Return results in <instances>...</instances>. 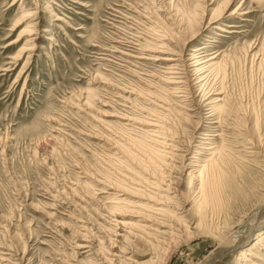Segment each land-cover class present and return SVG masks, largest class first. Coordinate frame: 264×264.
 <instances>
[{
  "label": "rangeland",
  "instance_id": "1",
  "mask_svg": "<svg viewBox=\"0 0 264 264\" xmlns=\"http://www.w3.org/2000/svg\"><path fill=\"white\" fill-rule=\"evenodd\" d=\"M262 235L264 0H0V264H264Z\"/></svg>",
  "mask_w": 264,
  "mask_h": 264
},
{
  "label": "bare ground",
  "instance_id": "2",
  "mask_svg": "<svg viewBox=\"0 0 264 264\" xmlns=\"http://www.w3.org/2000/svg\"><path fill=\"white\" fill-rule=\"evenodd\" d=\"M233 15H235V11H232L231 13H229L228 14V16L227 17H232ZM219 20V19H218ZM216 21V20H215ZM217 29L218 30H220L221 32H225V30L224 29H222V28H220V27H217ZM199 51V50H198ZM198 51H195L194 53H192V55L189 57L190 59V61H191V63H192V67H193V69H197L198 71H202V70H204L205 68H207V67H210V66H213V63H212V61H213V59L215 58V57H213V56H209V57H207L208 59H206V60H204V55L205 54H202L201 52H198ZM156 57V56H155ZM147 59V58H146ZM159 60V59H158ZM171 60V59H170ZM205 71V70H204ZM171 74V73H170ZM143 126H145V127H147V128H150V129H155V128H158V129H161V127L160 126H158L157 125V123H150V122H148V123H143ZM157 132V131H156ZM211 155H213V154H211ZM185 162V161H184ZM211 163H214V162H211ZM214 164H216V163H214ZM213 166V167H212ZM211 167L213 168V171H214V173H215V169H216V166L215 165H213V164H211ZM186 168V167H185ZM210 168V167H209ZM211 170V169H210ZM212 172V171H211ZM201 174H202V171L201 170H199V171H197V173L196 174H194V173H192L191 175H188V176H190V180H194V181H196V183H198V187H203V192H202V200L203 201H206L207 202V199L208 198H211L212 196L214 197V195L216 194L215 193V180H214V178H207L206 180H205V182H203L200 178H201ZM217 175H218V173H217ZM205 178V177H204ZM218 179V178H217ZM219 180V179H218ZM179 181V180H178ZM218 183V182H217ZM206 185H207V187H206ZM160 186V185H159ZM217 186V185H216ZM170 186H167V188L165 189V190H163V192H165L166 194L165 195H169L168 194V192H169V190H171V188H169ZM205 187V188H204ZM178 188V187H177ZM172 191H177V190H175L174 188H173V190ZM157 194H159V193H157ZM171 194V193H170ZM164 195V197L162 196V195H156L157 197H158V199L159 200H161V199H163V201L162 202H164V204L166 203V204H169V200H170V198H168L167 196H165ZM160 196V197H159ZM163 197V198H162ZM159 200H158V202H159ZM161 202V203H162ZM201 204H204L203 202L201 203ZM154 206H159V204H153V207H149L150 209H152L153 211V213L152 214H154V215H157V216H161V218L160 219H157L156 217H153L152 219H153V221L151 220H149L148 218H144L145 219V222L147 221V222H150L152 225L151 226H153L152 228H154L153 229V232H156L157 234H160V235H165L166 234V232H167V230H171V231H174V229H173V227L175 226V224L173 223V221L172 220H169L168 218H166L163 214H161V213H164L162 210H160V209H155L156 207H154ZM161 206V205H160ZM163 207H165V206H163ZM172 213V212H171ZM178 214H176L175 212L174 213H172V217H174V219H175V221H177V222H179V223H185L184 222V220L183 219H181L179 216H177ZM167 216V215H166ZM150 226V227H151ZM260 230V226L259 225H257V226H254L253 227V229H252V233H256V232H258ZM251 233V234H252ZM170 235V234H169ZM262 236H264V235H262ZM161 237H163V236H161ZM259 237H260V235H259ZM247 240H248V238H247ZM246 239H245V241H247ZM259 241V240H258ZM242 242H244V241H242ZM242 242L240 241V243H235L231 248H229V249H227V250H219L218 252H217V254H212V256H209L208 258H206L201 264H214V262L221 256V255H226V254H234L235 253V251H236V249L239 247V246H242ZM223 249H225V248H223ZM118 254H119V252H118ZM122 254V253H121ZM120 254V255H121ZM117 255V254H116ZM211 255V254H210ZM249 255V254H248ZM123 256V255H122ZM113 257V256H112ZM122 258V257H121ZM117 259H119V258H117ZM115 260V259H114ZM125 260H127V259H125Z\"/></svg>",
  "mask_w": 264,
  "mask_h": 264
}]
</instances>
